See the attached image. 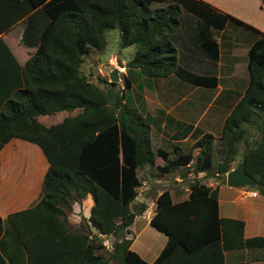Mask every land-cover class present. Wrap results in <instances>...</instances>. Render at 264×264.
<instances>
[{
  "label": "trees",
  "instance_id": "trees-1",
  "mask_svg": "<svg viewBox=\"0 0 264 264\" xmlns=\"http://www.w3.org/2000/svg\"><path fill=\"white\" fill-rule=\"evenodd\" d=\"M181 10L200 24L197 42L213 65L211 75L196 74L178 61L171 36ZM20 20L21 43L34 49L19 65L0 38V149L12 138L21 139L34 144L46 161L39 198L5 217L25 252V264H223L224 252L240 249L262 250L264 260V237H244L241 220L218 216L217 185L198 178L188 184L183 200L173 202L168 189L156 195L148 224L166 239L151 262L132 251L131 239L124 236L145 209L142 202L130 207L140 186L137 170L143 167L154 168L159 176L179 166L192 164L194 173L213 167L224 183L225 173L242 162L257 184L249 187L264 197L263 33L245 52L246 86L222 121L216 138L220 158L213 162L215 137L209 132L196 130L195 156L176 147L172 154L153 150L152 118L142 115L125 92L137 75L173 74L191 85L214 87L218 50L209 28L220 30L227 22L248 25L203 0H0V34ZM108 29L117 30L120 47L134 46L119 89L105 80L109 87L100 88L79 70L91 48H104ZM59 111L76 112L48 126L36 120ZM251 124L257 137L233 165L237 144L247 145L245 126ZM156 156L162 164H155ZM86 194L92 199L88 217L70 230L65 214ZM90 229L114 237L109 251L96 236L87 237ZM0 264H5L1 255Z\"/></svg>",
  "mask_w": 264,
  "mask_h": 264
},
{
  "label": "crops",
  "instance_id": "crops-1",
  "mask_svg": "<svg viewBox=\"0 0 264 264\" xmlns=\"http://www.w3.org/2000/svg\"><path fill=\"white\" fill-rule=\"evenodd\" d=\"M203 1L207 2L218 11L237 18L250 28L233 22H227L220 30L209 28L212 38L217 43L218 50L214 71L217 83L214 87L205 88L191 85L180 81L173 74L152 78H145L142 75L136 76L135 81L130 85L128 91L132 92L131 89L135 86L137 87V94L132 93V97L129 96V99L142 115L152 118L150 125V144L153 150L160 148L172 154L173 149L176 147L182 152L191 151L192 156H195L197 148H192L191 145L195 137H198V135L196 136L195 134L196 130L212 134L213 137H215L214 147L216 143H219L216 138L219 136L222 121L239 99L246 86V83L240 86L241 83H237L239 80H234L227 74L231 72V67L235 64L237 51L242 48L244 49V54L254 38H256L259 33L264 34V0ZM182 18V23L180 22L173 34V37H176L178 45L187 52L183 59L179 56V63L196 74H213V65L209 60L204 58L198 46L197 33L200 28L198 20L190 16L189 13L183 15ZM20 23L24 25L23 21H18L10 29L1 33L0 38L7 45L18 64L22 65L28 56H25V59L19 61L16 54L20 51V44H24L21 43L20 40L23 29L14 35L11 33L12 28ZM230 25H232V27H230V31H227L226 28ZM178 32L180 35H178ZM214 32L218 33L214 34ZM3 36H6L8 39H16L15 45L13 46L12 44V46L17 49L16 54L9 43L3 39ZM119 61L121 64H125L128 60ZM223 66L224 73L227 75L225 78L228 80L226 81L227 85L225 87L220 83ZM125 70L124 67L122 79L124 75L127 76ZM139 82H141V84H139ZM212 89L214 90V94L211 97H207L204 92ZM143 105H145V109ZM205 107H207L206 111L204 110ZM64 113L70 112L65 111ZM206 114H208L209 118L202 122L203 116ZM37 118L38 116L36 117L38 121ZM186 125L191 126V128H189L188 132L184 133ZM16 147L19 148L22 153L16 152ZM20 154L23 155L20 156ZM216 161H219V159ZM188 167L189 166H179L173 171L162 175L168 176L172 181L170 184L171 187L166 186L161 190L168 189L171 193L173 202L183 200L187 196V187L177 186L180 182L184 183L183 180H187L188 178L191 179V182L194 176L198 178L201 175H205L203 171L194 173L193 169H186ZM45 168L46 161L40 150L34 144L27 141L12 138L0 149V218L2 220L0 255L4 259L5 264H25V252L18 242L15 232L5 221V217L10 212L24 209L36 202L39 198V187ZM182 168L185 169L183 170ZM213 174L216 176L215 172ZM143 184L144 183L141 182L138 187H141ZM206 185H217L218 216L241 220L243 222L244 237H264V197L260 195L256 189L249 186L229 187L225 185V183H218V181L210 182ZM161 190H159L156 195H158ZM141 202L145 204V209L141 214L134 216L132 223L128 227L144 214L146 222L148 223L150 216L153 214L154 200L151 207H148L145 201H138V203ZM138 203H133V205ZM91 205L92 199L89 194H86L81 200L71 203L70 209L75 214L71 213L70 215H66V225L67 227H72L70 230H76L79 224H83L86 221ZM137 233L130 238L131 243L129 248L144 261L151 262L163 246L166 237L164 236L162 244L153 252H151V249L148 247L144 249L137 247L136 250H133L132 245ZM126 234L127 233H124V236L128 238ZM240 250L244 252L243 249ZM261 255L262 252H256L248 259L246 256H243V254L240 255V253L226 251L224 252L223 264H227V260L232 261L236 259L237 260L232 264H264V260H260Z\"/></svg>",
  "mask_w": 264,
  "mask_h": 264
},
{
  "label": "rangeland",
  "instance_id": "rangeland-1",
  "mask_svg": "<svg viewBox=\"0 0 264 264\" xmlns=\"http://www.w3.org/2000/svg\"><path fill=\"white\" fill-rule=\"evenodd\" d=\"M157 6H162V5L153 4L152 7H157ZM181 13H180L179 21L182 23V20H183L182 17H183V15H186L187 12L181 10ZM189 15L192 16L191 14H189ZM192 17H194V16H192ZM42 24H43V19L40 20L37 28L35 29V32H38L40 30V28L42 27ZM22 26L23 25L21 23L17 24L14 28H12L11 33H13V35H14L15 33L19 32L21 29H23ZM230 27H232V25L228 26L226 28V30L230 31V29H231ZM35 32H33L35 34V37H32L34 42L31 43V45H35V43H36L35 41L37 38H36ZM217 33L218 32H214V34H217ZM178 35H180L179 32H178ZM104 37H105L104 48L101 51H98V50L91 48L89 54L87 56L83 57V60L81 62L79 70H80V73L82 75H84L90 82L99 85L100 88H106V86L109 87L107 85V83H104L101 81L105 80V82H108L109 81L108 80V74L110 73V71L112 69H116L118 80L116 82H114L116 84L113 86V88L119 89L120 87H122V80H123L122 79V73L124 71V67H117L115 64V60L116 59L122 60V61L129 60L132 56L133 51H134V46L120 47L118 45V33H117L116 29L105 30L104 31ZM3 39L9 43L12 50L16 54L17 49L15 47H13L16 43V41H15L16 39H14V38L8 39V38H6V36H3ZM22 39H24V35H23ZM171 41L173 42L174 47L176 49L177 57L179 58V56H181V59H183V57L186 55L187 52L184 51L182 49V47H180L178 45L176 37H173V35L171 36ZM12 44H13V46H12ZM19 47H20L19 48L20 51L16 54L17 59L19 61H22L23 59H25V56L26 57L29 56L34 49V46H27L26 44H23V45L20 44ZM243 51H244V49H242V48H240L237 51V57L235 59V64L232 65L231 72L229 74H227L229 77H232V79L239 80L237 83H239V84L241 83L240 86H243V84L245 85L246 80H247V72L245 70L246 56H245V53L243 54ZM111 56H113L114 58ZM178 61H180V60H178ZM123 64H122V66H123ZM227 75L224 73V66H223L222 71H221L222 79L220 81V83L223 87H225L227 85L226 81H228V80L225 78V76H227ZM141 82H139V84H141ZM131 90H132V92L131 91L125 92V97L128 98V100H129V96L132 97V93L137 94V87L133 86ZM204 94H206L207 97H211L214 94V90L213 89L212 90H206L204 92ZM143 106L145 109V105H143ZM206 109H207V107L204 108L205 111H206ZM64 112H58V113H54V114H51L48 116H38L37 119L40 123H42L46 126V125L56 123L59 120H61L62 115H63V117L65 115H73L76 111H72L70 113H64ZM208 118H209L208 114L204 115L202 122H204V120L208 119ZM253 124L245 126L246 127L245 129L247 130V145H245L243 142H240L237 144L236 154L234 157V164H236V162H238L240 160V157H241L243 151L245 150L246 146L251 145L253 140L256 139V137H257L256 129H255ZM213 128H214V125H213ZM220 146H221V144H219V143L215 144L216 152H215L214 157H213V162H215L217 159L220 158V154H219V150H218L220 148ZM15 150L18 153L19 152L22 153L21 150L17 147ZM22 155L23 154H20V156H22ZM155 163L156 164H162L163 161L159 157H156ZM192 166L193 165L191 164L186 169L192 170ZM213 173H214V168L212 167L209 172L205 173V175H203V176L201 175L200 177H198V179L202 183H205V184L210 183V182L212 183L214 181H218V183L221 182L220 181L221 178L215 176ZM137 175L140 179V183L142 182L144 184L141 187L136 188V196H135V199L131 203V206H130L131 208L133 207L132 206L133 203H138L139 200L145 201V203L148 205V207H151L152 202H153L154 197L157 194V192H159V190H161L163 187H166V186L171 187L170 184L172 183V181L168 178V176L157 175L154 168L143 167V168L137 170ZM196 177L197 176H194V178H196ZM190 180H191L190 178H188L187 180H183L184 183L180 182V184L177 186L187 187V184L190 182ZM71 213L75 214L70 209L69 211L66 212L65 216L70 215ZM68 228L72 229V227H70V226H68ZM136 233H137V235L134 238V242L132 245L133 250H136L137 247H139L141 249L148 247L151 249V252L157 250V248L160 246V244H162L164 236H165L161 232L157 231L156 229H154L153 227L148 225V223L146 222L145 214L143 216L137 218L133 222V224L130 227H128V233L126 235H128V238H132V236L135 235ZM113 240H114V237H113ZM243 250H244V252H241L242 250H233L230 252L240 253V255L243 254V256H246L248 259H250L256 252L257 253L262 252V250H258V249H243ZM101 253L103 255L107 254L106 251H104V250ZM258 256H259V254H258ZM236 260H232V261L227 260V264H232ZM110 264H113V262H110ZM249 264H251V263H249Z\"/></svg>",
  "mask_w": 264,
  "mask_h": 264
},
{
  "label": "water",
  "instance_id": "water-1",
  "mask_svg": "<svg viewBox=\"0 0 264 264\" xmlns=\"http://www.w3.org/2000/svg\"><path fill=\"white\" fill-rule=\"evenodd\" d=\"M115 64L117 67H123L118 59L115 60ZM108 80L110 82H116L118 80L116 69L110 71ZM224 183L229 187L257 186L253 179L244 172L242 162H239L235 167L225 173Z\"/></svg>",
  "mask_w": 264,
  "mask_h": 264
},
{
  "label": "built area",
  "instance_id": "built-area-1",
  "mask_svg": "<svg viewBox=\"0 0 264 264\" xmlns=\"http://www.w3.org/2000/svg\"><path fill=\"white\" fill-rule=\"evenodd\" d=\"M254 194V193H252ZM93 236H96L98 239H100V243L102 244V246L104 247L105 250H110L111 249V245H112V241H113V236L111 234L109 235H105V234H100L96 231H94L93 229H90V232L88 233L87 237L90 239Z\"/></svg>",
  "mask_w": 264,
  "mask_h": 264
}]
</instances>
